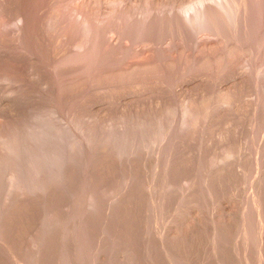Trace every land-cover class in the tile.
Here are the masks:
<instances>
[{
  "label": "rangeland",
  "instance_id": "rangeland-1",
  "mask_svg": "<svg viewBox=\"0 0 264 264\" xmlns=\"http://www.w3.org/2000/svg\"><path fill=\"white\" fill-rule=\"evenodd\" d=\"M0 264H264V0H0Z\"/></svg>",
  "mask_w": 264,
  "mask_h": 264
},
{
  "label": "bare ground",
  "instance_id": "bare-ground-1",
  "mask_svg": "<svg viewBox=\"0 0 264 264\" xmlns=\"http://www.w3.org/2000/svg\"><path fill=\"white\" fill-rule=\"evenodd\" d=\"M205 1H206V0H205ZM207 1H208V0H207ZM198 2H199V1H198ZM200 2H201V1H200ZM202 2H203V1H202ZM171 3H172V2H171ZM177 3H178V2H177ZM192 3H193V2H192ZM204 3H205V2H204ZM205 4H206V3H205ZM226 4H227V3H226ZM187 5H188V4H187ZM187 5H186V6H187ZM191 5H192V4H191ZM193 5H194V3H193ZM199 5H200V4H199ZM177 6H178V5H177ZM179 6H180V3H179ZM182 6H183V5H182ZM200 6H201V5H200ZM205 6H206V5H205ZM188 7H190V6H188ZM206 7H207V6H206ZM206 7L204 8V11L207 10ZM78 8H79V7H78ZM190 8H191V7H190ZM194 8H195V6H194ZM201 8H202V7H201ZM76 9H77V8H76ZM79 9H80V8H79ZM210 9H211V8H210ZM210 9H208V10H210ZM77 10H78V9H77ZM170 10H171V9H170ZM187 10H188V9H187ZM194 10H195V9H194ZM194 10H193V12H194ZM197 10H198V9H197ZM200 10H201V9H200ZM208 10L206 11V15H207L206 18H207V21H205V22H208L209 25H210L212 22H211V20H210V21L208 20V15H209ZM81 11H82V10H81ZM81 11H80V12H81ZM153 11H154V12L151 11V15H150V17H149V20L147 21V24H148V26H150V27H151V25H152V26L154 25L153 22L156 23V21H155V20H156V19H155L156 17H155V15H153V14H155V9H153ZM169 12H170V11H169ZM189 12H190V11H189ZM84 13H85V12L83 11L82 14H84ZM184 13H185V12H184ZM190 13H191V12H190ZM195 13H196V12H195ZM198 13H199V12H198ZM204 13H205V12H204ZM174 14H175V13H174ZM186 14H188V13H186ZM186 14H185V15H186ZM200 14H201V13H200ZM202 14H203V13H202ZM212 14H213V13H212ZM212 14H211V15H212ZM203 15H204V14H203ZM203 15H202V16H203ZM238 15H239V14H238ZM186 16H187V15H186ZM188 16H189V15H188ZM199 16H201V15H199ZM209 16H210V15H209ZM182 17H183V16H182ZM204 17H205V16H204ZM237 17H238V16L236 15V18H235L236 20H234V21H236V23H237V25H238V23L240 22L239 19H242V15H240L241 18H240V17L237 18ZM199 18H200V17H199ZM183 19H184V18H183ZM188 19H190V17H189ZM209 19H210V17H209ZM186 20H187V19H186ZM204 20H205V19H204ZM204 20H203V21H204ZM191 21H192V20H191ZM188 22H189V21H188ZM195 22H196V21H195ZM197 22H198V21H197ZM198 24H199V23H198ZM201 24H202V23H201ZM205 24H206V23H205ZM209 25L207 24V26H206V28H205V30H204V34H203V35H205V34H206V35L202 37V41H204V40H208V39L210 40V37H211L212 34L218 35L217 30L214 29V28H210ZM112 31H113V30H112ZM115 31H116V30H115ZM202 32H203V31H202ZM216 39H217V38H216ZM200 41H201V40H200ZM210 41H211V40H210ZM205 42H206V41H205ZM201 45H202V44H201ZM231 45H232V44H231ZM233 45H234V44H233ZM235 46H236V45H235ZM241 46H242V45H241ZM232 48H235V47H232ZM236 49H237V50H239V49L241 50L240 46H239V47L237 46V47L235 48V50H236ZM233 50H234V49H233ZM226 56H227V55H226ZM222 57H223V56H222ZM141 61H142V60H141ZM142 62H144V61H142ZM137 63H138V61H137ZM146 63H147V62H145V64H142V63H139V64H142V66H144V65H146ZM134 64L136 65V63H134ZM133 66H134V65H133ZM140 66H141V65H140ZM142 66H141V67H142ZM131 69H133V68L131 67ZM165 81H166V79H165Z\"/></svg>",
  "mask_w": 264,
  "mask_h": 264
}]
</instances>
